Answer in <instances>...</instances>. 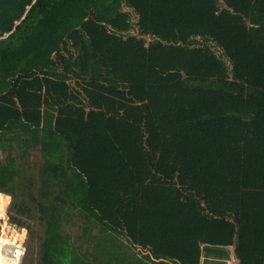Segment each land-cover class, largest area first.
<instances>
[{
    "label": "trees",
    "instance_id": "1",
    "mask_svg": "<svg viewBox=\"0 0 264 264\" xmlns=\"http://www.w3.org/2000/svg\"><path fill=\"white\" fill-rule=\"evenodd\" d=\"M34 148L38 264H264V0H0V193Z\"/></svg>",
    "mask_w": 264,
    "mask_h": 264
},
{
    "label": "rangeland",
    "instance_id": "2",
    "mask_svg": "<svg viewBox=\"0 0 264 264\" xmlns=\"http://www.w3.org/2000/svg\"><path fill=\"white\" fill-rule=\"evenodd\" d=\"M24 1L26 0H21V2ZM85 15V11H76L74 17L69 20V27H75ZM18 23L19 21L15 22V24ZM26 158V167L29 173L24 177V185H27V189H24L23 195L19 199L16 196L0 194V264H38L39 259L42 258L40 238L43 235V223L37 210L40 203L37 193L39 187L38 172L44 160L38 148L32 149ZM0 159H3L2 152H0ZM12 218L18 220L20 226L13 223ZM83 224L84 221L80 212L72 211L67 221H64L60 228L68 240V244L73 243L80 254H84L90 260L100 258L94 250L93 241L89 240L88 237L89 232L91 237L92 234H96L98 228L92 229L94 226L91 224ZM124 242L126 244V241ZM16 247L22 250V255L17 263L9 261L12 259L11 253ZM132 252L135 255L143 253L139 248H132ZM13 259L17 260L15 256ZM59 261L62 264H71L68 249L59 258Z\"/></svg>",
    "mask_w": 264,
    "mask_h": 264
},
{
    "label": "built area",
    "instance_id": "3",
    "mask_svg": "<svg viewBox=\"0 0 264 264\" xmlns=\"http://www.w3.org/2000/svg\"><path fill=\"white\" fill-rule=\"evenodd\" d=\"M16 248H14L13 252L11 253L12 259H10L9 261H13V262L15 261L17 263L18 260L20 259V256L22 255V250L20 248H17V249ZM14 256H19V258L17 260H15V259H13Z\"/></svg>",
    "mask_w": 264,
    "mask_h": 264
},
{
    "label": "bare ground",
    "instance_id": "4",
    "mask_svg": "<svg viewBox=\"0 0 264 264\" xmlns=\"http://www.w3.org/2000/svg\"><path fill=\"white\" fill-rule=\"evenodd\" d=\"M15 258H16V259H18V258H19V256H15Z\"/></svg>",
    "mask_w": 264,
    "mask_h": 264
},
{
    "label": "crops",
    "instance_id": "5",
    "mask_svg": "<svg viewBox=\"0 0 264 264\" xmlns=\"http://www.w3.org/2000/svg\"><path fill=\"white\" fill-rule=\"evenodd\" d=\"M0 194H2V193H0Z\"/></svg>",
    "mask_w": 264,
    "mask_h": 264
},
{
    "label": "water",
    "instance_id": "6",
    "mask_svg": "<svg viewBox=\"0 0 264 264\" xmlns=\"http://www.w3.org/2000/svg\"><path fill=\"white\" fill-rule=\"evenodd\" d=\"M6 195V194H5Z\"/></svg>",
    "mask_w": 264,
    "mask_h": 264
}]
</instances>
